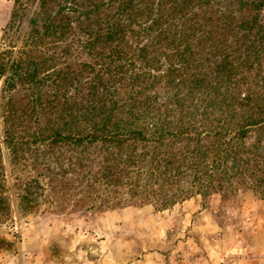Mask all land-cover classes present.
Returning <instances> with one entry per match:
<instances>
[{
	"label": "trees",
	"instance_id": "trees-1",
	"mask_svg": "<svg viewBox=\"0 0 264 264\" xmlns=\"http://www.w3.org/2000/svg\"><path fill=\"white\" fill-rule=\"evenodd\" d=\"M2 44L0 135L56 116L16 143L74 147L62 209L264 198V0H14Z\"/></svg>",
	"mask_w": 264,
	"mask_h": 264
},
{
	"label": "rangeland",
	"instance_id": "rangeland-1",
	"mask_svg": "<svg viewBox=\"0 0 264 264\" xmlns=\"http://www.w3.org/2000/svg\"><path fill=\"white\" fill-rule=\"evenodd\" d=\"M13 2L0 0V49ZM1 115L2 106L4 129ZM35 116L27 117L28 129L14 130L12 143L0 135V190L9 205L0 221V264H264V198L250 192L163 210L147 204L81 211L72 210L80 196L73 192L62 209L51 183L60 172L46 168H57L74 147L17 144L55 123V115ZM32 178L37 198L22 204L18 194Z\"/></svg>",
	"mask_w": 264,
	"mask_h": 264
}]
</instances>
